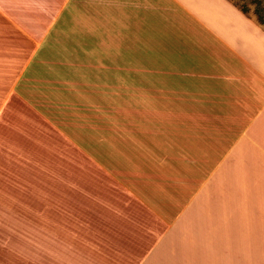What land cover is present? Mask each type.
Returning a JSON list of instances; mask_svg holds the SVG:
<instances>
[{
  "label": "crops",
  "instance_id": "obj_1",
  "mask_svg": "<svg viewBox=\"0 0 264 264\" xmlns=\"http://www.w3.org/2000/svg\"><path fill=\"white\" fill-rule=\"evenodd\" d=\"M0 264H264V26L229 0H0Z\"/></svg>",
  "mask_w": 264,
  "mask_h": 264
},
{
  "label": "rangeland",
  "instance_id": "obj_2",
  "mask_svg": "<svg viewBox=\"0 0 264 264\" xmlns=\"http://www.w3.org/2000/svg\"><path fill=\"white\" fill-rule=\"evenodd\" d=\"M231 3L237 4L239 7L244 6L246 9V15L254 18L257 22L258 19L262 20L264 26V0H229ZM149 36L150 34H144ZM140 48V54L135 60L142 64H157L168 65V53L162 51L158 44H142L138 46Z\"/></svg>",
  "mask_w": 264,
  "mask_h": 264
},
{
  "label": "trees",
  "instance_id": "obj_3",
  "mask_svg": "<svg viewBox=\"0 0 264 264\" xmlns=\"http://www.w3.org/2000/svg\"><path fill=\"white\" fill-rule=\"evenodd\" d=\"M233 5L236 6L241 12H243L244 14H246V9H245L244 6L239 7L237 4H234V3H233ZM258 22L260 24H263V22H262V20H260V18L258 19Z\"/></svg>",
  "mask_w": 264,
  "mask_h": 264
}]
</instances>
